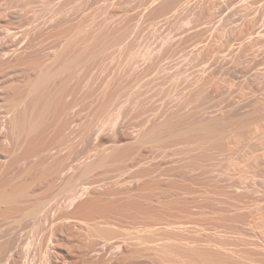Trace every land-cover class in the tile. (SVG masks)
Listing matches in <instances>:
<instances>
[{
  "label": "rangeland",
  "instance_id": "1",
  "mask_svg": "<svg viewBox=\"0 0 264 264\" xmlns=\"http://www.w3.org/2000/svg\"><path fill=\"white\" fill-rule=\"evenodd\" d=\"M5 26L0 264H264V0H0Z\"/></svg>",
  "mask_w": 264,
  "mask_h": 264
},
{
  "label": "bare ground",
  "instance_id": "2",
  "mask_svg": "<svg viewBox=\"0 0 264 264\" xmlns=\"http://www.w3.org/2000/svg\"><path fill=\"white\" fill-rule=\"evenodd\" d=\"M26 33V32H25ZM7 34H9V35H11V36H13L14 38L12 39V41H13V45L14 46H17V45H19V43L20 42H22V37H18L17 38V36H16V34H14V30H13V27L11 26H5V29H3L2 31L0 30V40H1V38H3V36L4 35H7ZM10 39H11V37H10ZM2 46V45H1ZM4 52H6V51H4ZM102 62V61H101ZM100 62V63H101ZM105 62V61H104ZM99 63V62H98ZM104 64V63H103ZM98 65V64H97ZM100 65V64H99ZM99 65H98V67H99ZM106 65V64H105ZM107 67V66H106ZM90 68V67H89ZM93 68V67H92ZM83 70V69H82ZM104 71V70H103ZM86 72V71H85ZM79 73H80V71H79ZM82 74V73H81ZM86 74V73H85ZM87 75V74H86ZM83 78H85V77H83ZM81 79V78H80ZM85 80V79H84ZM82 82V81H81ZM77 85V84H76ZM81 85V84H80ZM74 87V86H73ZM77 87V86H76ZM79 88V87H78ZM74 89V88H73ZM68 97V96H67ZM75 99V98H74ZM69 101V100H68ZM71 101V100H70ZM69 101V102H70ZM74 101V100H73ZM71 103H73L72 101H71ZM70 103V104H71ZM74 103H75V101H74ZM68 105V104H67ZM71 105H73V104H71ZM69 107H71L70 105H69ZM15 111V110H14ZM13 112V111H12ZM16 112V111H15ZM7 113V112H6ZM7 114H9V113H7ZM15 115H16V113H14ZM15 115H13V116H15ZM14 118V117H13ZM17 119V118H16ZM1 157V156H0ZM76 198V197H75ZM141 238V237H140ZM134 240L136 239V238H133ZM133 239H131V240H133ZM139 239V238H138ZM130 240V241H131ZM137 240V239H136ZM142 241H143V239H142ZM145 241V240H144ZM134 242V241H133ZM132 242V243H133ZM138 243V242H137ZM144 244V243H143ZM142 245V244H141ZM145 245V244H144ZM143 247H145V246H143ZM147 247V246H146ZM145 247V248H146ZM154 246H151V248H153ZM142 249V248H141ZM144 250V249H143ZM145 251V250H144ZM155 251V250H154ZM149 252V251H148Z\"/></svg>",
  "mask_w": 264,
  "mask_h": 264
}]
</instances>
